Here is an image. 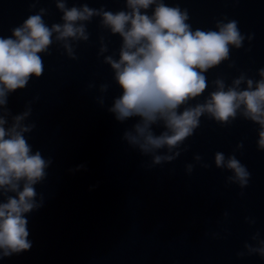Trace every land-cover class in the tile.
I'll return each mask as SVG.
<instances>
[{
	"label": "clouds",
	"instance_id": "9594fccd",
	"mask_svg": "<svg viewBox=\"0 0 264 264\" xmlns=\"http://www.w3.org/2000/svg\"><path fill=\"white\" fill-rule=\"evenodd\" d=\"M40 2L31 0L30 9ZM53 2L61 13L60 22L49 25L44 19L48 9L40 7L11 28L10 35H0V260L32 249L28 217L45 205V195L37 186L47 179L54 163L29 143L37 126L31 120L33 101L13 114L9 97L25 89L33 77L44 74L42 54L50 56L54 44L69 59L78 60L77 48L90 41L88 25L94 19L101 30L96 55L109 66L120 94L107 105L110 83L97 86L93 81L87 88L98 91L95 102L100 108L106 107L118 124L134 121L123 129L121 141L150 158L141 166L150 169L177 160L189 150L185 142L201 127L202 118L225 127L237 119L256 125V148L264 152V67L257 70L258 79L239 71L228 83L217 75L208 91L207 73L226 61H230L229 68H235L232 50H240L245 40L250 43L254 39V34L241 32L239 21L224 17L215 21L214 28H193L189 10L166 0H122L124 6L116 11L104 5L90 7L87 2L78 6H69V0ZM108 36L120 38L118 50L110 52ZM243 149L241 140L231 154L216 151L213 161L216 169L231 173L225 183L241 190L249 186L252 176L237 158L236 152ZM192 159L184 166L188 175L197 166H212L200 154ZM81 170H86V165L68 171ZM245 221L256 223L250 217ZM250 240L252 243L246 241L237 256L264 260L260 232H254Z\"/></svg>",
	"mask_w": 264,
	"mask_h": 264
}]
</instances>
